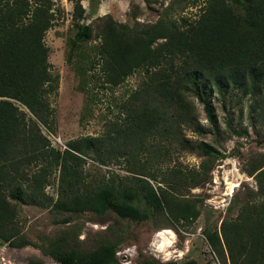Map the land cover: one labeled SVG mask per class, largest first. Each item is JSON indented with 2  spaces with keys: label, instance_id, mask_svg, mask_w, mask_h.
Instances as JSON below:
<instances>
[{
  "label": "trees",
  "instance_id": "1",
  "mask_svg": "<svg viewBox=\"0 0 264 264\" xmlns=\"http://www.w3.org/2000/svg\"><path fill=\"white\" fill-rule=\"evenodd\" d=\"M144 1L148 8L160 5L157 20L143 23L134 12L130 25L111 14L85 23L82 0H72L66 61L77 77V90L86 95L81 119L92 114L102 93L123 85L136 71H143L144 78L127 98L113 100L120 115L102 135L69 140L61 149L42 132V127L56 132L51 97L59 76L51 70L45 41L57 19L54 0H0L1 241L18 248L36 245L60 264H121L124 230L112 223L85 231L81 239L85 224H70V215L115 214L179 234V227H192L206 198L192 190L205 188L220 160L233 156L216 143L186 136L187 130L203 137L212 129L201 122L202 110L216 126L217 96L225 104L239 98L238 106L249 97L255 143H264V0H204L194 21L175 13L199 0ZM228 124L232 128L231 120ZM176 152L197 155L200 166L185 167L173 158ZM236 156L257 186L246 184L232 200L237 214L206 227L203 235L221 264H264V154ZM90 161L96 168L125 162L128 174L108 169L93 176L85 167ZM33 163L38 170L25 173ZM57 170L54 197L46 188ZM25 204L69 217L34 242L21 221ZM29 260L45 264L37 256ZM139 264L179 263L143 257Z\"/></svg>",
  "mask_w": 264,
  "mask_h": 264
},
{
  "label": "rangeland",
  "instance_id": "2",
  "mask_svg": "<svg viewBox=\"0 0 264 264\" xmlns=\"http://www.w3.org/2000/svg\"><path fill=\"white\" fill-rule=\"evenodd\" d=\"M54 3L57 19L54 26L47 32L45 41L50 49L51 70L59 76L58 91L51 97L52 106L55 108L56 132L50 133L41 127L43 134L48 137L53 147L64 149L69 140L86 135H102L107 130V123L120 115L113 100L120 101L127 98L131 91L138 87L144 74L143 71H136L123 85L102 93L100 95L102 101L97 100L93 105L92 114L90 113L86 119L82 120L86 95L77 90V77L66 61V41L72 29L73 2L72 0H54ZM82 4L87 12L85 23L91 22L96 17L111 14L118 21L134 25L136 21L133 17L134 12L139 13L137 20L151 23L157 20L161 8L158 3L153 8H148L144 0H82ZM204 5L205 1L199 0L195 5L190 4L184 11L177 9L175 17H185L194 21L200 16ZM94 10L95 14L92 13ZM238 99L225 104L220 96L215 97L213 101L215 127L210 126L204 111H201V122L206 127L212 128L205 136L198 137L194 132L186 131V136L190 139L213 142L225 153H233L232 157L220 160V164L213 171L211 183L205 188L192 190L193 193H201L202 198L206 195L201 207L202 214L192 227L189 229L179 227L180 234L169 229L174 233L172 234L165 232L166 229L156 230L147 222L136 223L119 219L115 214L104 217L90 213L70 215L72 217L70 224L76 222L85 224L84 233L80 238H85V231H98L113 223L126 233L127 240L118 252L121 264H139V260L143 257H154L162 262L177 261L179 264H221L205 239L203 230L206 227L219 226L224 218L236 215L237 209L231 207L234 197L244 190L246 184L254 188L257 186L255 179L241 170L240 160L236 155L248 154L250 151L264 154V143L260 146L255 143L257 131L249 117L247 106L249 97L243 100V106L237 105ZM240 111H243L241 120H239ZM229 120H231L232 128L229 127ZM233 129L243 134L239 135ZM173 158L178 159L188 168L200 166V159L195 154L176 152ZM125 165V162H121L110 167L96 168L90 161L85 167L93 176L104 173L108 169L126 175L128 172L124 169ZM26 168L25 173L32 174L38 170L39 165L33 163ZM58 174V170L54 172L53 183L46 188L47 193L54 197H57ZM66 217L69 216L55 214L50 209L36 205L25 204L21 221L27 237L38 242L39 237L49 235L59 221ZM33 256L42 258L45 264H60L50 256L44 255L36 245L30 244L18 248L0 240V264H31L29 259Z\"/></svg>",
  "mask_w": 264,
  "mask_h": 264
},
{
  "label": "bare ground",
  "instance_id": "3",
  "mask_svg": "<svg viewBox=\"0 0 264 264\" xmlns=\"http://www.w3.org/2000/svg\"><path fill=\"white\" fill-rule=\"evenodd\" d=\"M165 232H170V233H172V234H174L171 230H169V229H166V230H164Z\"/></svg>",
  "mask_w": 264,
  "mask_h": 264
}]
</instances>
